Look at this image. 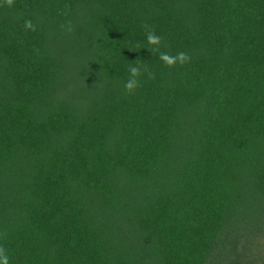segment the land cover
I'll return each mask as SVG.
<instances>
[{"label": "trees", "instance_id": "16d2710c", "mask_svg": "<svg viewBox=\"0 0 264 264\" xmlns=\"http://www.w3.org/2000/svg\"><path fill=\"white\" fill-rule=\"evenodd\" d=\"M257 233L264 0H0L8 264H255Z\"/></svg>", "mask_w": 264, "mask_h": 264}, {"label": "clouds", "instance_id": "9594fccd", "mask_svg": "<svg viewBox=\"0 0 264 264\" xmlns=\"http://www.w3.org/2000/svg\"><path fill=\"white\" fill-rule=\"evenodd\" d=\"M145 38L147 41V45L157 46V47L151 48L150 50L157 51L158 46L160 44L161 37L159 35L154 34L153 31H147ZM159 59L167 65H172L174 62H177V61L183 63L184 61L188 60V56L183 52L177 53L176 56H171L166 52H159ZM143 70L147 71V67L144 66ZM128 72L130 74L129 79L125 81L124 87L126 90L131 92L138 86L137 77L141 73V67H138L135 65L130 66L128 68ZM148 74L149 76H151L150 72ZM0 264H8V257L3 253L2 250H0Z\"/></svg>", "mask_w": 264, "mask_h": 264}, {"label": "rangeland", "instance_id": "374dc122", "mask_svg": "<svg viewBox=\"0 0 264 264\" xmlns=\"http://www.w3.org/2000/svg\"><path fill=\"white\" fill-rule=\"evenodd\" d=\"M252 241L253 242L251 244L248 243L247 247L252 250L253 248L258 247L260 245V247L263 248V254H254V257H250L245 261H254L255 264H264V233H257L254 237H252Z\"/></svg>", "mask_w": 264, "mask_h": 264}]
</instances>
